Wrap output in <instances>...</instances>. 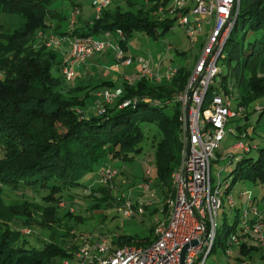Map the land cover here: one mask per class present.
I'll use <instances>...</instances> for the list:
<instances>
[{
  "label": "trees",
  "instance_id": "1",
  "mask_svg": "<svg viewBox=\"0 0 264 264\" xmlns=\"http://www.w3.org/2000/svg\"><path fill=\"white\" fill-rule=\"evenodd\" d=\"M54 1L0 0V10L20 14L23 18L21 26L12 30L0 25V187L30 190L34 194L32 197L39 199L36 202L30 197L9 203L0 191V264H58L73 254L68 248L70 244L67 245L69 240L59 237H66L69 227L58 232L54 225L59 218L57 201H63L71 189L87 186L84 175L94 171L103 157L130 158V153L139 152L143 137L141 120H154L159 132L155 142L157 182L154 179L152 184L154 187L160 185L163 200L173 191L170 175L180 161V107L174 95L183 87L188 69L178 66L170 80L155 81L140 76L125 79L121 82V94L112 102L103 103V111L82 112L78 108L85 105L90 89L79 94L77 88L100 85L110 88L116 87V83L102 80L71 87V79H65L62 73L63 56L60 55V73H51L58 50L45 45L42 39L35 40L37 33L46 38L52 29L56 33L65 32L60 30V20L66 16L59 7L51 6ZM69 1V9L72 5H80L76 0ZM160 3L164 1L155 0L151 7L140 8L137 12L113 9L107 4L73 35H93L96 31L120 28L123 37L117 40L127 49V36L133 28L158 37L170 27L177 15L171 19L156 16L153 10ZM179 10L186 12L187 8L176 11ZM234 17L219 56L226 70L220 74L217 84L227 93L230 92L227 85L232 83L236 87L237 102L247 107L264 96V0H238ZM48 19L56 21L49 23ZM158 26L162 28L160 31ZM126 99L130 102L119 106ZM170 105L172 108L168 110ZM252 114H255V123ZM263 115L264 103L251 110L245 109L244 115L238 118L237 136L249 137L248 144L243 142L249 146L245 152L256 147L257 153L239 154L230 171L231 180L224 179L228 181L224 188L226 193L239 178L264 181V143H250L247 132L249 125L253 130L259 126ZM105 163H108L106 159L100 166ZM116 176L112 186L109 182H101L103 185L98 190L103 197L118 201L121 196L114 194V188L120 186ZM147 178L143 176L144 180ZM15 218L22 225L36 227L37 231L32 232L30 227L28 232L14 228L9 223ZM38 226L50 229L48 239L40 234ZM152 238L153 225L149 235L120 234L112 242L116 245L144 244ZM239 245L241 251L255 248Z\"/></svg>",
  "mask_w": 264,
  "mask_h": 264
},
{
  "label": "built area",
  "instance_id": "2",
  "mask_svg": "<svg viewBox=\"0 0 264 264\" xmlns=\"http://www.w3.org/2000/svg\"><path fill=\"white\" fill-rule=\"evenodd\" d=\"M107 2L108 0H92L96 15ZM187 2L188 0H173L169 11L187 8L191 13V16H188L182 12L179 18V23L189 40H197V33L203 31L204 22L209 24V28L205 31L203 46L186 76L183 87L174 95L180 107L178 118L182 142L179 164L170 175L173 191L163 201L162 215L154 217L152 239L144 244L125 243L114 247L112 239L106 234L98 235L95 241L85 239L75 251L77 264H180L181 249L192 239H196L198 243L188 245L182 264H205V259L214 247L217 239L216 215L217 209L222 205V199L221 181L218 180L217 185L211 182L210 162L225 133L236 129L238 118L244 115L246 109L238 102L233 106L232 93L224 92L217 84L221 74L217 60L233 24L238 0H194L193 7H184ZM78 13L80 8L75 4L70 11L71 24L77 20ZM116 33L123 37L120 28L116 29ZM106 35H109V31H106ZM64 38L69 43L68 50L62 57V73L67 80L72 79L75 65L84 62L92 52L106 51L109 48L113 49L117 61L123 64H131L137 60L140 63V77L155 81L170 80L177 72V66L172 64L162 71L154 70L149 58L128 54L127 49H124L117 39L96 40L92 34ZM49 39L48 45L60 46L62 43L55 35H51ZM213 84H216L217 88L207 99L208 90ZM232 86V83L227 85L228 89ZM121 92V87L104 89L101 92L102 98L97 102V109L103 111V103L112 102ZM129 102L130 99L123 100L119 106ZM235 144L246 150L249 148L241 140ZM97 173L100 182H109L112 186V179L118 174V170L105 163L99 166ZM146 173L148 178L138 186L141 193L152 196L154 191L152 178L149 176L150 165ZM227 185L228 181H225L224 188ZM237 195L242 199L239 206H235L232 195L227 194V203L237 209L234 224L225 225L228 254V246L233 243H264V212L253 204L250 191L241 190ZM117 202V208L124 215L131 216L134 212H144V205L150 203V200L144 201L139 197L133 201L126 196L119 198ZM25 230L28 232L30 229ZM62 261L69 264L68 258Z\"/></svg>",
  "mask_w": 264,
  "mask_h": 264
},
{
  "label": "rangeland",
  "instance_id": "3",
  "mask_svg": "<svg viewBox=\"0 0 264 264\" xmlns=\"http://www.w3.org/2000/svg\"><path fill=\"white\" fill-rule=\"evenodd\" d=\"M79 4L80 13H78V19L75 23L71 24L69 20L70 11L69 0H56L51 6H57L60 8L66 19L60 20V30L65 31L64 33H56L52 29L50 34L44 38L40 35L36 36V40H43L44 44L47 46H52L58 50L63 44H69L68 40L64 37L70 38L74 31L78 28H84L85 24L94 19L97 14L96 7L92 3V0H76ZM164 4L160 3L153 12L158 17L173 18L175 17L170 27L164 29L162 33L158 34V37H153L147 34L145 30H140L139 28H133L128 38L127 49L128 54L142 55L149 59H164L165 62H169L174 66H184L188 71L191 69L195 60L203 46V40L206 37L205 31L209 28V24L203 23V31L197 33V40L191 42L187 35L185 34L184 28L179 23L181 10L170 12L169 7L173 4V0H161ZM155 0H108L107 4L110 8H117L121 11L137 12L140 8H149L154 4ZM106 4V5H107ZM195 4L194 0H188L184 7L190 5L193 7ZM74 6V5H72ZM71 6V7H72ZM72 9V8H71ZM188 16H191L189 11L184 12ZM49 23H53L55 19H48ZM23 23V18L20 14L11 13L7 11L0 10V25L4 29L12 30L14 28L20 27ZM162 28L158 26V31ZM55 35V38L62 41L60 46L55 44L48 45L50 41V36ZM228 35V34H227ZM93 37L96 40H107V38H112L115 41L120 36L115 30L109 31V35L106 32H94ZM227 38V37H226ZM226 40V39H225ZM225 43V42H224ZM108 54L111 55V64L116 63V58H114L113 49L109 48L106 50ZM60 51L58 50V55H56L55 60L51 64V73L53 75H59L60 71L58 68ZM221 56V55H220ZM223 56V55H222ZM116 59V60H115ZM138 62L137 60H134ZM133 61V63H134ZM217 64L221 69V73H224L226 68L225 64L222 62V57H219ZM99 87V86H97ZM96 88V87H94ZM90 87H80L76 91L79 94H84L87 89L93 90ZM101 88V87H99ZM217 88L216 84H213L209 88L207 93V99H209L215 92ZM229 91L232 93V105L237 103L236 87L233 85ZM93 100V93H89L85 98V105L79 107L82 112L85 113V109L95 103ZM264 103V96H261L257 100L251 102L246 110H251L254 106ZM96 105V103H95ZM97 107V105H96ZM172 106H168L167 109L171 110ZM97 109V108H96ZM80 110V111H81ZM252 122L255 123V114L251 115ZM259 126L255 130L249 125L247 132L251 137L249 142L252 144H263L264 143V115L261 116L259 121ZM140 127L143 132V137L140 141L141 150L139 152L130 153V158H113L103 157L100 163L95 165L94 171L88 172L84 175V181L87 186L79 189H71L65 198L58 200L57 215L58 220L54 222L55 228L58 232L64 231L67 226L69 227L68 235L66 237L59 236L60 238L68 239L70 248L74 254L65 257L68 258L69 264H77L78 258L75 255V251L82 245L85 239L89 241H95L96 237L100 234H106L109 238L115 239L120 234H132L144 237L151 233V226L154 222L155 215H162L163 206V192L159 184L154 188L153 195L141 193L138 189V185L144 181L143 176H147L145 171L148 165H150V174L153 176L152 183L157 179L154 175L155 173V150H156V140L159 138V132L156 127L154 120L143 119L140 121ZM237 130L227 131L225 136L221 140L220 146L215 150V156L210 162V174L211 182L213 185H217L218 180L221 181V199L222 205L217 209L216 215V226H217V239L208 257L205 259V264H264V243H259L258 241H251L250 245L255 246L251 250L241 251L238 244L233 243L229 245L228 248L230 253H226V242L225 234L226 224L233 225L236 219V205L241 204V198L237 195L239 191H250L254 199V205L258 210L264 212V181L258 178L252 179L250 177H243L235 180L232 183V187L226 193L224 190L225 180L230 181L233 174L230 172L235 165L237 157L241 153L247 155H255L257 153L256 147H251L248 152H245L244 148L239 144H235L237 141L241 140L244 143L248 142L249 137L237 136ZM248 144V143H246ZM106 159L110 165H113L117 170L118 174L115 177L116 181L120 184L119 188H114L115 196L126 197L129 196L133 201L141 197L144 201L150 200V203L144 205V212H134L131 216L124 215L121 210L117 208L118 202L113 199H107L103 197V193L98 190L103 184L100 182L99 175L97 173L99 166L103 160ZM97 170V171H96ZM122 179V180H121ZM1 195L4 200L9 203L20 202L26 198H33V201H38V198H34V194L30 190L23 192L21 189L10 190L6 186L0 187ZM227 194L232 195L235 206L227 203ZM169 195L167 194L166 198ZM120 197H118L119 199ZM64 203V205H62ZM70 211V212H69ZM64 212H69V214H64ZM14 228H18L21 231L27 232L25 229L31 228L32 232H36V227L22 225L21 221L17 218L9 223ZM53 225V226H54ZM42 227V226H41ZM38 226L40 234L47 238L50 234V229L46 227ZM72 244V245H71ZM74 244V245H73ZM116 244H113L114 247ZM58 264H64L63 261H59Z\"/></svg>",
  "mask_w": 264,
  "mask_h": 264
},
{
  "label": "crops",
  "instance_id": "4",
  "mask_svg": "<svg viewBox=\"0 0 264 264\" xmlns=\"http://www.w3.org/2000/svg\"><path fill=\"white\" fill-rule=\"evenodd\" d=\"M69 10L71 11V8ZM68 45L69 44L65 43L61 45L60 47H58V50L60 51L61 56H63V53L68 50ZM127 49H129V46ZM106 52L107 51H94L86 58L84 62H81L75 65L74 67L75 73L69 82V86L73 87L78 84L92 85L95 83H99L102 80H112L116 83L115 85L116 87H120L121 82L123 80L139 77V71H140L139 62L134 61V63H131V64H123L115 59L117 64L116 63L111 64V59H110L111 55ZM150 60L152 61L153 69L156 71L157 70L162 71L167 65L171 64L169 62H165V60L161 58L159 59L152 58ZM99 87L96 86V88L89 91L90 94L93 93L92 101L95 102L96 105H97L98 100L102 98L101 92L104 89L108 88L103 85L102 86L100 85ZM110 88H115V87H110ZM95 103L92 105V108L91 107L89 108L88 106L84 110L85 113L88 114L96 110ZM145 174L147 175L146 171H145ZM149 176L150 178H152L151 177L152 175L150 173H149ZM138 189H140L139 186H138ZM262 198L264 199V196ZM253 204H254V199H253ZM250 242L245 245L248 246ZM238 246L240 245L238 244Z\"/></svg>",
  "mask_w": 264,
  "mask_h": 264
},
{
  "label": "water",
  "instance_id": "5",
  "mask_svg": "<svg viewBox=\"0 0 264 264\" xmlns=\"http://www.w3.org/2000/svg\"><path fill=\"white\" fill-rule=\"evenodd\" d=\"M234 19H235V17H234ZM197 243H198V241L196 239H192L190 242H187L183 245L181 252H180V264L183 263L184 254H185V251H186L188 245L189 244L196 245Z\"/></svg>",
  "mask_w": 264,
  "mask_h": 264
}]
</instances>
